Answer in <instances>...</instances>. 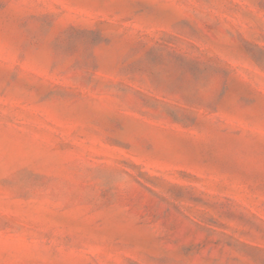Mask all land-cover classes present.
Returning a JSON list of instances; mask_svg holds the SVG:
<instances>
[{
  "label": "rangeland",
  "instance_id": "1",
  "mask_svg": "<svg viewBox=\"0 0 264 264\" xmlns=\"http://www.w3.org/2000/svg\"><path fill=\"white\" fill-rule=\"evenodd\" d=\"M0 264H264V0H0Z\"/></svg>",
  "mask_w": 264,
  "mask_h": 264
}]
</instances>
